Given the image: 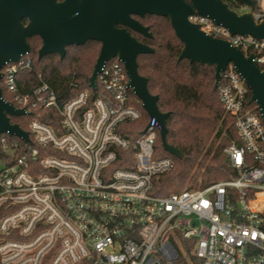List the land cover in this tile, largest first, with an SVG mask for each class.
<instances>
[{
  "label": "built area",
  "instance_id": "built-area-1",
  "mask_svg": "<svg viewBox=\"0 0 264 264\" xmlns=\"http://www.w3.org/2000/svg\"><path fill=\"white\" fill-rule=\"evenodd\" d=\"M252 1L259 23L264 0ZM188 20L264 72V40ZM30 65L24 55L4 66L9 103L24 117L50 111L56 122L31 120L26 142L0 135V264H176L188 250L202 264H264V122L231 64L217 89L237 137L223 149L232 175L166 196L157 183L174 169L173 156L156 150V119L132 129L144 110L120 61L103 66L94 90L88 83L66 100L41 75L21 91L18 73Z\"/></svg>",
  "mask_w": 264,
  "mask_h": 264
},
{
  "label": "water",
  "instance_id": "water-1",
  "mask_svg": "<svg viewBox=\"0 0 264 264\" xmlns=\"http://www.w3.org/2000/svg\"><path fill=\"white\" fill-rule=\"evenodd\" d=\"M238 1L246 12L237 13L222 0H188V3L184 0H0V35L6 34L8 39L7 51L0 53V70L5 62H18L21 56L28 54L27 39L35 36L42 41L38 59L52 54L62 59L69 47L97 42L100 50L88 80L89 87L96 88V78L106 63L114 59L120 61L128 77V86L142 109L161 126L162 149L177 159H183L178 150L166 143L168 114L159 111L158 97L149 93L147 79L138 73L137 57L153 51L138 42L129 31L148 39L152 35L148 27L132 16L167 19L174 36L182 44L178 61L187 60L190 64L213 68L215 90L222 71L231 64L248 88L250 102L256 104L264 122V72L253 63V56L245 57L227 41L207 35L188 20L197 15L226 29L230 35L264 40V20L254 21L253 1ZM24 18L29 20L26 26L21 22ZM25 115V110H18L4 100L0 88V135L28 141V133L10 122L12 117Z\"/></svg>",
  "mask_w": 264,
  "mask_h": 264
},
{
  "label": "trees",
  "instance_id": "trees-1",
  "mask_svg": "<svg viewBox=\"0 0 264 264\" xmlns=\"http://www.w3.org/2000/svg\"><path fill=\"white\" fill-rule=\"evenodd\" d=\"M222 1L237 13L243 8L238 0ZM141 22L149 28L152 38L145 39L135 34L133 37L153 52L137 57V70L140 76L147 79L149 93L158 97L159 111L168 114L166 143L183 155V159L172 158L174 169L160 178L158 193L166 196L191 185L204 187L228 179L232 172L227 166L223 149L237 137L233 120L222 110L218 89H214V69L198 63L190 64L187 60L178 61L182 44L174 36L167 19L147 16ZM30 46L31 71L21 70L18 73V84H24L19 87L21 91L34 87L37 75L42 76L59 100H66L88 88V80L99 54L98 44L87 43L69 48L62 59L53 54L38 59L39 43L32 40ZM75 86H78V91ZM0 88L4 100L11 102L2 82ZM137 106L141 110V105ZM36 118L47 125L56 122L53 113L42 109L30 110L29 117H12L10 122L27 132L29 122ZM147 118L142 111L141 121L131 125L132 129L143 128ZM10 144L11 140H8L7 145ZM2 150L0 142V158L5 156ZM156 150L160 156L168 155L162 149L159 138ZM176 264L202 262L188 250V260Z\"/></svg>",
  "mask_w": 264,
  "mask_h": 264
},
{
  "label": "flooded vegetation",
  "instance_id": "flooded-vegetation-1",
  "mask_svg": "<svg viewBox=\"0 0 264 264\" xmlns=\"http://www.w3.org/2000/svg\"><path fill=\"white\" fill-rule=\"evenodd\" d=\"M62 0H57V2H61ZM185 2H187L188 3V0H184ZM145 17H147V16H145ZM144 17V18H145ZM132 18L135 20V21H138L140 24H142V20L144 19V18H139V17H137V16H132ZM22 24L24 25V26H26L28 23H29V20L27 19V18H24V19H22ZM143 25V24H142ZM144 26V25H143ZM144 27H146V26H144ZM150 32V31H149ZM129 33H130V35L133 37V34H135V35H138V34H136V33H134V32H132V31H129ZM138 36H140V35H138ZM142 37V36H141ZM144 38V37H143ZM145 39H148V38H145ZM32 40H36V42H38L39 43V48H38V50H37V57H38V51H39V49H40V47H41V45H42V41H41V39L38 37V36H35V37H33V38H29V39H27V44H28V46L30 47V51H29V53L28 54H26V55H29L30 53H31V46H30V42L32 41ZM87 43H90V44H92V43H95V44H98L99 45V50H100V44L99 43H97V42H91V41H88V42H86L85 44H87ZM141 43V42H140ZM84 45V44H83ZM75 46H72V47H69V48H74ZM79 47V46H78ZM69 48H67V49H69ZM7 49H8V39H7V36H6V34L5 35H3V37H1V35H0V53L1 52H6L7 51ZM66 49V50H67ZM53 55H55V56H57L59 59H60V57L57 55V54H53ZM45 57V56H44ZM6 64H8V62H5L3 65H2V67H1V70H0V73L2 74L3 73V69H4V66L6 65ZM0 83H1V80H0Z\"/></svg>",
  "mask_w": 264,
  "mask_h": 264
},
{
  "label": "rangeland",
  "instance_id": "rangeland-1",
  "mask_svg": "<svg viewBox=\"0 0 264 264\" xmlns=\"http://www.w3.org/2000/svg\"><path fill=\"white\" fill-rule=\"evenodd\" d=\"M247 11V9L246 8H241L239 11H238V13H243V12H246Z\"/></svg>",
  "mask_w": 264,
  "mask_h": 264
}]
</instances>
